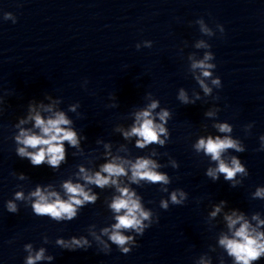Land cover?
I'll return each instance as SVG.
<instances>
[{"label":"clouds","instance_id":"clouds-1","mask_svg":"<svg viewBox=\"0 0 264 264\" xmlns=\"http://www.w3.org/2000/svg\"><path fill=\"white\" fill-rule=\"evenodd\" d=\"M6 18L9 17L6 16ZM220 30L221 33H223L224 29L222 25H220ZM202 31L208 32L209 30L205 27L202 28ZM147 46L150 47V43ZM197 46L200 47L202 45ZM137 48H139V45H137ZM209 59H212V55L206 53L204 60L195 62L192 65L194 69H201L202 75L205 78L211 77V73L208 69L214 67V65L206 63ZM199 83L205 93H209L211 91L203 80H199ZM212 83L219 85L220 80L213 79ZM178 99L184 105L195 103L194 100L190 101L188 99L183 89L180 90ZM156 107L157 102L153 101L146 110L138 112L136 114V120L139 126L133 127L130 133H125V136L136 135L142 138V140L137 141L138 147H144L145 144H151L153 142L163 144V141H158L157 131L164 133L165 129L162 125L154 123L151 115L152 109H155ZM47 110L51 111V109ZM207 115H212V113L209 112ZM168 116L169 112L166 110L159 113V119L161 121H166ZM29 119H33L35 121L34 127L39 130V133L37 134L31 130L20 129L19 134L15 137V140L18 144L23 145V147H18L16 149L17 156L22 159H28L34 167L47 163V165L53 169L58 168L61 165V162L66 159L64 142L67 141L72 147H76L79 144L77 133L71 128L62 127L69 125L71 121L66 118L63 112H56L54 116L44 119L41 117L39 112H35L34 109L33 114L29 116ZM20 123L23 124L25 121L21 120ZM218 128L221 132L231 131V128L227 124L218 125ZM261 139L264 140V137H261ZM195 148L198 152L203 150L205 154L211 156L213 161L218 162L217 168H210L206 173L214 181L219 179L218 173L223 174L226 181H232L237 173H245V167L236 157L231 158L230 165L226 163L225 160L221 159L222 152L227 149H235L237 152L244 151V149L241 148L236 141H233L229 137H225L223 140L219 137H216L214 140L211 136H209L206 140L201 138L196 143ZM28 149H33L35 151H28ZM261 150H264V145H262ZM154 168H156V165L153 161L143 158L137 159L136 163L131 167L132 181L137 182V180H147L152 183H168V178L163 174H158L153 171ZM81 172L84 173L83 179L86 182L95 184L101 188L109 183V177L126 174L125 169L115 162L103 165L101 172L107 173V176H102L101 172H97L95 176H91L84 172L83 168H81ZM21 178H23L22 173ZM111 183L116 184V181L112 180ZM235 186V184L232 185V187ZM63 188L68 194V201H61L58 193L56 192H49L45 194V192L37 186L36 190L31 193V196L36 198L31 206L33 213L37 216H50L56 220L62 219L66 216L68 220H71L76 215L75 208L72 205L82 204V201L76 198L77 196L83 197L84 201L95 200V197L89 196L80 184L74 185L72 182H65L63 184ZM118 191L120 192V196L113 199L111 208L116 213H121L123 210V214L117 215V223L113 226L115 230L112 232L110 240L114 244L120 246L122 253L127 254L130 250L123 246L133 238L121 234L120 229H134L138 233L142 232L144 225L142 224V220L138 218L137 213L139 214V217H142L143 219L148 218V213L141 209L138 198L133 199L134 193H129L126 188H118ZM179 195L181 200L177 199L176 192L172 193L171 200L174 204L182 203L185 193L180 191ZM255 196L264 197V188H258ZM51 197H55V199L52 200L50 199ZM15 199H23V194L17 192L15 194ZM161 206L167 209V202L162 201ZM6 209L10 213L18 212L16 204L11 200L7 202ZM219 210V207H217L216 211L218 212ZM215 214V212L212 213V215ZM253 218L256 219V217ZM226 219L228 220L229 228H232L237 223L243 221V216L236 215V213L233 212V214L231 216H227ZM261 223H264V221H261ZM254 232L255 229H250V225L244 221L243 223H240V227L235 231L232 239L225 236L220 239L219 243L225 247L230 256L235 257L237 264H249L250 260H256L260 253L264 251V243L257 242L258 240L264 239V233H257L255 238H253L252 234ZM58 243L63 245L65 242L58 241ZM72 243L79 245L81 241L73 238ZM83 243L86 244L87 241L85 240ZM25 248L30 250L31 245H26ZM41 259H44L43 249L37 252L34 256L29 255L27 257L26 264H36V261ZM48 259H52V257H48Z\"/></svg>","mask_w":264,"mask_h":264}]
</instances>
